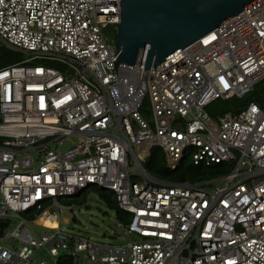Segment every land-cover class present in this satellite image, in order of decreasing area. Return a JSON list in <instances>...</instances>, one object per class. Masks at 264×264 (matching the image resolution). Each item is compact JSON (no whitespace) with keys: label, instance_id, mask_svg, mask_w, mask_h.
<instances>
[{"label":"built area","instance_id":"built-area-1","mask_svg":"<svg viewBox=\"0 0 264 264\" xmlns=\"http://www.w3.org/2000/svg\"><path fill=\"white\" fill-rule=\"evenodd\" d=\"M120 5L0 0V47L28 55L0 69V264H264V108L207 112L264 79V0L149 68L114 62ZM156 147L171 171L228 170L161 179L142 165ZM90 188L128 216L120 242L61 230Z\"/></svg>","mask_w":264,"mask_h":264},{"label":"water","instance_id":"water-1","mask_svg":"<svg viewBox=\"0 0 264 264\" xmlns=\"http://www.w3.org/2000/svg\"><path fill=\"white\" fill-rule=\"evenodd\" d=\"M257 1L120 0L114 62L155 67Z\"/></svg>","mask_w":264,"mask_h":264},{"label":"rangeland","instance_id":"rangeland-1","mask_svg":"<svg viewBox=\"0 0 264 264\" xmlns=\"http://www.w3.org/2000/svg\"><path fill=\"white\" fill-rule=\"evenodd\" d=\"M103 32L106 42L109 45H114L117 38V31L115 27L109 26L104 29ZM24 58H28V55H23V59ZM255 87L258 90H262L264 88V80L259 82ZM212 109L213 107L209 106L207 108V112H210ZM1 140L2 139H0V141ZM73 143L74 140L70 139L61 145V149L66 150ZM52 146H54V144ZM155 157H157L156 153L146 157V159L142 162L143 167L147 169L152 162V159ZM129 159L130 167L133 170L136 167L134 160L132 157ZM107 193L109 194V192ZM85 197L86 198H84L82 203L76 202V199L74 198H66L64 200L67 206L61 213H59L61 230L75 236L91 237L98 242H120L116 233L117 229L115 224L117 219H119L117 212L110 208L106 201L100 197L99 193L94 191L92 188L88 189ZM120 220H122V218ZM28 225L33 232L38 234L46 231V229L41 225H33V223H29ZM84 255L85 254L83 253L82 256Z\"/></svg>","mask_w":264,"mask_h":264},{"label":"trees","instance_id":"trees-1","mask_svg":"<svg viewBox=\"0 0 264 264\" xmlns=\"http://www.w3.org/2000/svg\"><path fill=\"white\" fill-rule=\"evenodd\" d=\"M23 60V55L20 53L13 52L6 47H0V69L12 64H16ZM264 80V79H263ZM262 81V80H261ZM260 81V82H261ZM258 84V83H257ZM256 84V85H257ZM255 85V86H256ZM254 102L264 108V88L262 90L256 89L254 87L253 91L243 98H231L225 101H215L211 106L213 109L209 112L213 116L217 113L224 114L227 112L237 113L240 110L246 108V106L250 103ZM210 106V107H211ZM216 109V110H215ZM214 111V112H213ZM1 121V118H0ZM154 154H157L147 170L154 176L170 180V181H181V182H195L202 180L204 178H208L210 176L218 175L223 171H227L228 168L223 166H215L211 168H206L202 166H193L190 162L186 163L184 167H179L175 171L168 170L166 168V162L164 158V154L160 150V148L156 147L153 150ZM94 191L98 192L100 197L103 198L108 206L114 209L117 214L119 220L122 219L126 222L129 221L128 216L126 218L123 217L122 211L118 208L116 204V200L114 199L112 194H108L105 190L100 188H92ZM87 191L80 197H76V202L82 203L84 198H86ZM59 264H71V259L62 258Z\"/></svg>","mask_w":264,"mask_h":264}]
</instances>
